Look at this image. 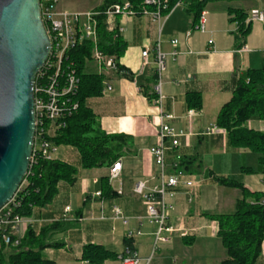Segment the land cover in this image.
<instances>
[{"label": "crops", "instance_id": "1", "mask_svg": "<svg viewBox=\"0 0 264 264\" xmlns=\"http://www.w3.org/2000/svg\"><path fill=\"white\" fill-rule=\"evenodd\" d=\"M101 3L89 10L98 9ZM58 5L60 9L72 10L61 6L60 0ZM229 7L243 8L248 14L251 9L253 12H264V0L209 2L205 8L206 32L194 29L192 17L185 7H178L167 15L162 26L149 15L117 17V25L125 28L121 37L126 42L125 53L118 61L132 73L133 79L109 71L106 78L113 84L114 90L91 97L87 103L96 115L101 134H124L129 139L124 154L117 160L122 166L120 180L123 193L119 194L112 188L113 194L98 197L96 193L102 192L101 179L109 178L113 165L85 169L78 151L75 158L73 151L76 148L61 145L57 158L77 167V180L74 184L59 182V192L53 202L35 208L32 216L28 217L30 227L37 234L57 224L47 236L46 243L62 245L46 247L42 252L51 264H93L82 258L87 244L101 245L115 254L102 264H129L131 256L127 253L126 234L138 230L142 233L130 240L132 250L137 253L135 264H220L226 259V250L217 236L218 223L206 214L217 212V208L230 203L234 206L240 192L234 189V194L228 193L217 199L212 191L204 188V181H212L213 177L210 175V163L204 165L202 152L208 148L212 156H218L222 145L224 157L256 156L255 165L252 162L248 165L252 168H257L259 156L246 148L234 147L230 150L223 129L211 135L203 132L210 124H217L219 111L231 99L240 75L248 69L264 65V22H252L246 45L238 49L227 12ZM188 32H191L190 36H187ZM175 38L179 39L177 47L171 43ZM211 39L214 43L210 45ZM159 40L164 51L171 52L174 48L179 51L176 56L170 55L167 59L162 84L165 95L163 113L172 117L164 121L178 132H190V135L180 138L178 147L168 151L167 160L171 162L177 155L189 160L188 176L193 181L196 180L194 177L198 178L199 186L195 182L193 191L199 197L196 204L189 202L188 188H178V194L173 199L176 209L170 216L169 224L186 230L188 234L181 237L175 233L172 241L160 246L153 255L156 225L148 222L146 206L133 188L139 180H148L158 173L150 148L157 144L156 131L162 114L153 96L155 45ZM147 48L150 52L146 65L142 53ZM92 71L96 72V67ZM191 92L202 95V109L189 108L188 95ZM191 109L195 110V114L190 122L188 112ZM245 125L249 129L264 131L261 119H250ZM62 147L69 148L70 153H63ZM237 166L245 173L240 165ZM241 181L251 191L264 192L262 174L260 179ZM150 184H157V181L151 180ZM67 206L71 207L68 212L65 211ZM116 206L122 210L127 222L114 216ZM185 240L190 243H185ZM258 262L264 264V243Z\"/></svg>", "mask_w": 264, "mask_h": 264}, {"label": "trees", "instance_id": "2", "mask_svg": "<svg viewBox=\"0 0 264 264\" xmlns=\"http://www.w3.org/2000/svg\"><path fill=\"white\" fill-rule=\"evenodd\" d=\"M178 0H170L172 8ZM216 0H187L185 10L192 17L193 24H197L201 13L207 4ZM125 0H102L99 10L104 11L115 3ZM135 8H141L144 0H130ZM231 23L237 22L238 27L233 32L236 46L242 49L246 45L247 37L252 31V22H248V12L243 8L229 7L227 10ZM164 13H168L165 10ZM99 47L108 54L121 58L126 50V42L121 36L107 29L106 17L99 20ZM92 43L87 42L78 49L68 51V55L76 63L80 85L75 101L79 108L64 122L52 141L58 145L72 146L79 151L81 165L85 169L112 166L123 154L129 139L124 134L100 133L99 125L93 109L87 101L91 97L103 94L104 76L97 72L88 71L91 60ZM124 76L133 79L132 73L121 66ZM147 94V93H146ZM149 95V94H147ZM156 97V94H153ZM189 108L197 110L203 107V98L199 92L188 95ZM250 119H264V65L261 68H251L245 71L237 81V86L231 99L219 111L217 125L226 131L229 143L235 148H246L257 154L258 166L242 168L244 172L259 171L264 175V131L249 129L245 123ZM181 166L189 169L190 162L183 159ZM30 173L25 177L27 183L20 186L16 199L20 203L16 213L31 217L35 208L49 205L58 194V184L61 181L74 184L77 180V167L67 162L39 159ZM214 182L238 189L237 198L232 213L206 214L218 223L217 236L226 250L227 257L220 264H256L262 256L264 243V192L251 191L243 183L234 179L210 174ZM24 183V182H23ZM102 194H113L109 178L101 179ZM57 227L44 228L37 234L29 227L25 236L17 246L10 247L6 253V246L0 248V264H51L42 252L46 247H59L60 243H46L50 231ZM185 243H190L186 241ZM132 243L127 240V247L131 250ZM115 254L101 245L87 244L84 246V260L93 264H102Z\"/></svg>", "mask_w": 264, "mask_h": 264}, {"label": "built area", "instance_id": "3", "mask_svg": "<svg viewBox=\"0 0 264 264\" xmlns=\"http://www.w3.org/2000/svg\"><path fill=\"white\" fill-rule=\"evenodd\" d=\"M170 0H144L141 8H135L130 0L124 3H115L106 10L93 9L88 11H72L59 8V0H40L42 18L47 28L51 40V52L43 68L38 72L35 79V113H36V132L31 157L30 168L27 175L31 172V167L39 159L56 160L60 145L52 141L57 131L65 126L64 120L76 112L79 103L75 97L79 90L80 79L76 69V63L68 55V51L78 49L87 42L92 43L91 60L89 63L94 64L96 72L104 76L103 93L114 90L113 84L106 78L109 71H116L120 74L125 73L121 70L119 59L115 55L104 53L99 47V20L101 16L106 17L107 29L114 32L116 36H121L125 28L117 25V17H134L139 15H149L154 21L161 26L165 18L178 7H185L187 0H178L176 4L169 8ZM168 10V13H164ZM207 11L203 10L200 19L195 24L194 29L206 32ZM248 22H264V12H254L249 14ZM236 29L238 27L235 22ZM188 32L187 36H190ZM174 47L179 44V39L171 40ZM214 41L209 40V44ZM150 50L147 48L143 51L142 56L144 64H148ZM179 53L177 48L171 52H166L161 47L160 40L155 45V62H156V82L154 93L156 94L155 103L158 105L161 116L160 123L157 127L156 136L157 144L150 148L158 173L151 176L148 180H139L134 185V192L138 194L146 206V218L148 222L156 225L154 232V245L152 254L154 255L160 246L172 241L175 233L181 237L187 236V231L169 224L171 214L175 211L176 206L173 199L178 194V188L184 186L188 188V200H193L195 192V181L189 176L185 168L181 166L183 158L177 155L171 162L167 160V153L180 145L182 136L190 135V132H178L173 126L167 124L164 119L172 116L163 113L165 95L162 91L164 75L167 71L168 56H176ZM195 110H189L188 120L191 122ZM221 128L217 124H210L205 131V135L217 133ZM168 142L170 144H168ZM121 163L115 162L110 169L109 184L119 194L123 193V186L120 180ZM26 175V176H27ZM157 181V184H150V181ZM116 182H119L118 185ZM27 180H24L25 184ZM22 186V185H21ZM19 191V190H18ZM17 194V193H16ZM102 197V192L96 193ZM264 203V200H263ZM16 195L4 207L0 209V248L4 244L6 249L17 246L25 236L30 227L28 217L22 216L15 212L19 206ZM71 210L67 206L65 211ZM114 216L122 218L127 222L122 210L114 207ZM102 218L105 215L102 214ZM138 231H129L126 234L127 240L141 234ZM127 253L131 258L129 264L137 262V253L127 247Z\"/></svg>", "mask_w": 264, "mask_h": 264}, {"label": "water", "instance_id": "4", "mask_svg": "<svg viewBox=\"0 0 264 264\" xmlns=\"http://www.w3.org/2000/svg\"><path fill=\"white\" fill-rule=\"evenodd\" d=\"M40 0H0V209L29 171L35 79L51 52Z\"/></svg>", "mask_w": 264, "mask_h": 264}, {"label": "rangeland", "instance_id": "5", "mask_svg": "<svg viewBox=\"0 0 264 264\" xmlns=\"http://www.w3.org/2000/svg\"><path fill=\"white\" fill-rule=\"evenodd\" d=\"M101 1L102 0H60V4H61V6L68 8V9H72V10H74V9L75 10H89L95 6H98L99 3H101ZM257 6H258V4L256 5V7ZM208 8L209 7H207V9ZM256 9L260 10L259 8H256ZM250 11H251L250 14L254 13L253 9H251ZM231 24H232V28H233L232 31L234 32L236 30V25H235V23H231ZM94 67H95L94 64L89 63L87 70L93 72L92 70L94 69ZM261 120L263 121V126H264V119H261ZM226 136H227V144L229 145V149L231 150L234 147L229 143L228 135H226ZM61 151L63 153H66L67 151H68V153H70L69 148H66V147H62ZM77 151H78L77 149H74L73 153L76 155L79 152V151L78 152ZM202 153H203L202 158H204V165L207 166L208 163H210L212 173H214L216 175L225 176V177H228V178H231V179H234L236 181L243 183L241 180L248 181L250 178L251 179H260V176L262 174L259 171H255L254 173H247V172L242 173V171H240V169L237 166V165H240L241 168H246V167H248L249 163H251V162H252V164L254 163V165H255L256 156L250 155L251 157H243V156L238 157V155H237V156L224 157V156H222L224 153V148L222 145L219 148V155L218 156H212L210 154V151L208 148L205 149V151ZM75 158H77V155ZM253 168L256 170L255 166H253ZM194 179L197 180L198 178L194 177ZM196 180H194V181L196 183H198L197 186H199V182ZM209 180L210 179H207L206 181H204L203 186H204V188H208L207 191H212L215 194L217 199L219 197L221 198L224 195H227L228 193L234 194V188L227 187L224 185H220V184L214 182L213 180L212 181H209ZM197 196L199 197V195L195 194V196L192 200V202L194 201L195 204H196ZM231 204L232 203L224 206L221 209L217 208V212H214L212 214L232 213L234 211L235 205L232 206ZM6 253L7 254L9 253L8 249H6ZM201 264H211V262H206V263H201ZM256 264H261V262L260 263L258 262Z\"/></svg>", "mask_w": 264, "mask_h": 264}]
</instances>
